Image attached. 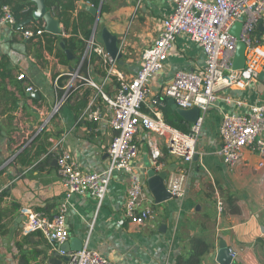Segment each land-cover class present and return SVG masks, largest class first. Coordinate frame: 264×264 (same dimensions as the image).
Masks as SVG:
<instances>
[{
	"label": "crops",
	"instance_id": "1",
	"mask_svg": "<svg viewBox=\"0 0 264 264\" xmlns=\"http://www.w3.org/2000/svg\"><path fill=\"white\" fill-rule=\"evenodd\" d=\"M102 1L109 9L101 12L98 19L90 12V8L96 6L84 0L74 1L73 9L62 7L67 0H55V10L47 6L45 0H32V14L38 4L44 3L61 28V33L55 35L67 37L72 24H80L84 12L91 13L95 18L92 30L96 41L103 44L101 31L110 30L122 53V63L116 60L117 70L125 76L134 75L140 68L142 52L157 37L160 22L171 12L172 3L170 0ZM58 12H66L65 16L61 15L69 22L66 32L63 22L57 18ZM23 23L33 28L36 24L43 25L44 20L32 16ZM260 23L256 35L264 42V21ZM38 41L37 37L28 39L20 30L0 25V62L5 64L0 66V71L10 70L22 88L21 92L8 79L3 81L18 97V109L10 125L0 115V157L9 156L0 166V192H4L0 200V264H48L47 259L55 249L39 231L24 234L19 216L22 206L50 216L63 196V181L57 171L55 153L50 150L52 146L60 141L61 147L71 152L82 169L100 171L108 163L106 150L114 133L107 125L109 111L99 92L78 79L40 138L31 146L26 144V148V145L16 147L26 136L36 135L42 113L50 111L61 96V90H54L55 79L64 77V83L70 78L69 67L76 69L81 60L77 61L72 55V59L66 57L68 63H61L43 48L39 59L36 56ZM83 63L82 76L99 84L105 93L116 90V77H106L99 58L91 61L89 56ZM203 64L201 45L185 34L177 35L167 50L162 68L149 77L142 112L151 114L158 110L163 116L170 109L173 120L189 128L191 122L180 118L177 113L180 108H173V100L163 96L161 90L175 72L198 70ZM19 72L26 75L36 95L25 91L24 82L17 79ZM225 95L231 100L226 101ZM158 96L166 99L169 108L157 101ZM93 98V107L100 110V117L95 120L88 118L85 111ZM263 101L264 78H257L244 88L226 87L219 91L204 114L197 156L187 166L182 180L185 194L180 199L171 197L160 202L151 199L148 170H156L157 164H161L159 171L173 167L174 171L169 172L165 180L166 186L176 177L181 165L178 158L170 154L166 136L140 128L136 134L139 154L133 162V172L144 189L143 205L152 208L153 218L144 225L125 218L123 210L129 178L116 170L99 206L92 196L72 195L66 218L67 240H77L117 264H219L215 254L222 240L229 251L236 252L230 264H264V157L243 148L240 161L228 169L218 154L222 116L243 113L250 104ZM3 104L0 99V106ZM150 142L158 147L157 158L151 155ZM219 199L223 202L220 212L216 207Z\"/></svg>",
	"mask_w": 264,
	"mask_h": 264
},
{
	"label": "built area",
	"instance_id": "2",
	"mask_svg": "<svg viewBox=\"0 0 264 264\" xmlns=\"http://www.w3.org/2000/svg\"><path fill=\"white\" fill-rule=\"evenodd\" d=\"M171 12L162 18L157 37L141 54V65L131 76H125L117 70L116 60L112 59L103 44L96 41L94 30L86 39V48L76 69L69 73L70 78L62 86L54 81V90H61L50 111L43 112L36 133L47 128L53 115L62 102L70 95L73 83L84 80L97 89L109 111L108 127L114 132L107 146L108 163L100 171L82 169L71 152L61 147L57 141L54 151L58 174L63 181V196L52 215L29 206L19 209L22 221V232L27 234L39 231L48 244L57 248L67 240L69 230L66 224L69 200L74 194L89 195L95 198L99 206L107 191V186L114 171L119 170L129 178L126 187L124 216L130 222L144 225L153 218V210L144 206L146 199L142 184L133 172V162L139 154L136 134L140 128L153 130L166 136V143L171 155L178 158L181 169L176 177L166 184L172 197L182 198L185 188L182 184L188 164L197 151V141L201 132L203 118L209 105L216 99L219 91L226 87L244 88L255 81L264 71V42L256 35L260 22L264 21V0H170ZM240 22L238 36L230 33V28ZM0 25H8L21 31L25 38H36L46 32L44 24L36 27L16 28L17 22L10 4L0 0ZM179 34L198 42L204 52V64L198 70L175 72L172 79L162 88L163 96L169 97L181 109L198 108L199 116L192 122L188 131H181L169 125L158 110L151 114L144 113L141 105L146 99L149 77L160 70L166 60L167 50ZM244 44V66L234 70L232 62L237 42ZM95 53L106 70V77L114 75L117 87L111 93H105L102 87L80 74V67L85 58ZM17 79L25 84V91L32 92L35 88L28 82L23 72ZM226 101L231 98L224 96ZM93 98L86 108L90 119H98L100 110L94 106ZM238 104L240 101H236ZM19 125L20 122L17 121ZM220 149L218 154L223 164L232 169L241 158L243 148L264 157V101L253 103L243 113H225L218 128ZM33 136H26L21 145L28 144ZM151 155H160L156 144L150 142ZM20 147V146H19ZM48 154V152L46 153ZM161 164L156 165L159 171ZM217 210L223 209V202L217 200ZM61 254H64L63 252ZM231 258L236 252L229 251ZM64 264H117L111 258L97 250L83 245L79 250L66 253Z\"/></svg>",
	"mask_w": 264,
	"mask_h": 264
},
{
	"label": "trees",
	"instance_id": "3",
	"mask_svg": "<svg viewBox=\"0 0 264 264\" xmlns=\"http://www.w3.org/2000/svg\"><path fill=\"white\" fill-rule=\"evenodd\" d=\"M3 2H6L10 4L11 10L13 12V15L16 19L17 23L28 21L29 19H32V1L31 0H2ZM61 1V0H60ZM74 1L77 0H67L66 3L61 4L62 7L73 9L74 8ZM86 2H91L94 6H99L101 12L108 11L109 6L105 4L102 0H84ZM45 3L47 6H52L55 9H57V4L55 0H45ZM66 12H58V20L63 22L64 26V32L67 31L69 22L66 20V18L61 17V15L65 16ZM83 20L80 24H72L71 30L69 35L66 36H60L51 34L49 32H43L41 35L36 36L38 38V50L36 53V56L40 59L42 57V48L48 51L49 53H53L61 63H68V60L66 58V55L64 53V50L59 46L60 42L64 43V47L70 51V53L74 56V58L78 61L81 59V56L86 48V39L89 38L91 32H92V25L94 23V16L89 12H84ZM42 24H36L33 28L39 27ZM23 27H26L25 24ZM19 31V30H18ZM90 60L95 61L98 60V56L95 53L90 54ZM0 66L4 67L5 64L0 62ZM85 68V63L81 65L80 69ZM0 99L4 101V106H0V115H3L5 117V122L10 125L11 121L14 119L13 113L18 109V97L15 95V92L10 91L6 88V85L3 84V81L5 79H8V81L12 82L15 89H18L22 92V88L20 86V81H17L11 74L10 70H1L0 71ZM64 77H58L57 82L58 85H62ZM157 101L160 103L165 104L168 108L169 105L166 102V99L164 97L158 96ZM170 113V114H169ZM164 120L170 124L173 127L178 128L181 131H188L189 128H186L184 126H180L178 123H176L173 120V112L168 109L163 113ZM43 130L38 132L36 135L33 136L31 141L27 144L31 146L33 142H35L37 139L40 138ZM25 146L28 147V146ZM39 151V150H38ZM25 152V151H24ZM4 192H0V200L2 198V195Z\"/></svg>",
	"mask_w": 264,
	"mask_h": 264
},
{
	"label": "water",
	"instance_id": "4",
	"mask_svg": "<svg viewBox=\"0 0 264 264\" xmlns=\"http://www.w3.org/2000/svg\"><path fill=\"white\" fill-rule=\"evenodd\" d=\"M32 1V0H31ZM90 12L95 15L96 19H98L101 11L100 8L91 7ZM33 18L35 19H43L44 20V27L47 32L53 33V34H60L61 28L59 27L58 21L55 20L50 11L47 9L46 5L44 3H40L36 6L33 14ZM261 24V23H260ZM259 24V25H260ZM240 22H236L231 28L230 33H232L235 36H238L239 29H240ZM24 23L20 22L17 23L16 28L23 27ZM101 38L104 44V47L110 57L112 59L117 60L119 63H122L121 57L122 53L120 52L118 41L116 36L108 29L103 28L101 31ZM59 46L64 50L66 57L68 59H72V54L68 49L64 47V43L60 42ZM244 66V44L241 41L237 42L236 50L232 62V67L234 70L240 69ZM70 71H73L72 67H69ZM259 79L264 78V71H261L258 75ZM30 95H36L35 92H30ZM176 107V104H173V108ZM178 115L181 119L186 120L188 122H195L199 116V110L198 108H191V109H178L177 110ZM197 156V153L193 155V159ZM174 168L171 167L167 170H155L153 168L149 169L147 172L148 178V187L150 190V197L155 202H160L166 199L171 198V194L167 191L165 186V180L167 179V176L169 175V172H173ZM82 247L79 241L73 240V242H70L68 240H65L60 245L55 248L51 256L47 259L48 264H62L63 261L67 260L66 253L73 250H79ZM64 254H61V253ZM216 260L219 262V264H230L232 261V258L229 254L228 247L225 245V243L221 240L219 242V249L215 254Z\"/></svg>",
	"mask_w": 264,
	"mask_h": 264
},
{
	"label": "rangeland",
	"instance_id": "5",
	"mask_svg": "<svg viewBox=\"0 0 264 264\" xmlns=\"http://www.w3.org/2000/svg\"><path fill=\"white\" fill-rule=\"evenodd\" d=\"M16 145H17L16 147L18 148V145H21L20 141ZM8 157H6V158L4 157L3 159L0 157V166L2 163L6 162L8 160Z\"/></svg>",
	"mask_w": 264,
	"mask_h": 264
}]
</instances>
